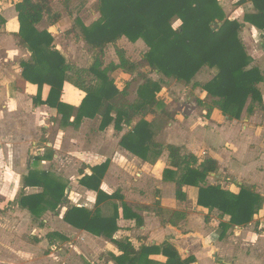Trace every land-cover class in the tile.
<instances>
[{"label":"trees","instance_id":"16d2710c","mask_svg":"<svg viewBox=\"0 0 264 264\" xmlns=\"http://www.w3.org/2000/svg\"><path fill=\"white\" fill-rule=\"evenodd\" d=\"M70 1L63 0L71 19V27L66 33H72L76 40H82L100 53L107 44H111L118 56V62H110L107 69L99 70L95 61L89 69L97 78L94 83L87 84L81 79V70L74 68L56 49L51 33L36 27L43 19L49 25L61 20L62 13L54 9L53 0L13 1L19 22L18 43L30 53L28 60L20 61L22 73L17 82L22 86L26 82L35 84L37 94L33 104H45L56 109L62 124L76 126L83 118L99 115L100 130L112 121L116 131H121L123 125L130 126L119 141L126 150L142 159H146L149 153L159 155L162 145L154 140L159 126L146 117L154 115L157 108L163 110L164 103L157 96L162 81L152 79L150 74L159 73L186 84L202 67H208L214 73L204 84L193 83L211 98L208 104L199 101L206 106V115L218 109L228 119H239L248 101V111L258 106L264 109L259 88V84L264 83V72L251 64L252 58L239 37L241 28L250 24L262 31L264 40V0L239 1L250 2L253 7L242 21L225 18L219 0H95L93 8L99 17L88 25L72 11ZM173 18L180 20L177 28L171 24ZM4 24L5 19L0 14V30ZM121 37L130 42L143 40L148 50L139 61L125 56L124 49L117 45ZM138 69L143 81L137 86V101L132 102L128 99V83L118 88L109 71L131 75ZM64 82L85 93L78 107L61 102ZM43 84L50 86L44 101L41 99ZM20 85L17 87L22 89ZM73 114L74 119L70 122ZM135 119L137 121L132 125ZM166 149L170 166L163 170V179L175 182L176 199H184L182 188L185 185L196 186L199 206L217 209L221 215L230 216L233 225H245L251 221L260 206L259 195L244 187L234 193L220 185L205 184L206 177L218 169L215 159L207 157L198 163L193 154H182L181 147L168 144ZM107 168L108 161H105L91 167L90 173L81 174L78 183L96 193L94 208L90 210L72 205L66 208L63 220L76 229L115 243L119 251L113 255L115 264H189L192 258L182 259L168 241L159 245L142 244L136 248L127 237L113 238L120 229V218L140 221V216L125 202L120 206L114 204L111 215L102 214V202L110 198L123 199L119 191L108 195L101 189ZM177 171L180 174L175 177ZM25 181L27 186L42 188L41 192L22 194L18 200L20 206L32 215L55 211L65 201L66 185L47 171H30ZM153 254H161L167 259L159 263L149 258Z\"/></svg>","mask_w":264,"mask_h":264},{"label":"rangeland","instance_id":"374dc122","mask_svg":"<svg viewBox=\"0 0 264 264\" xmlns=\"http://www.w3.org/2000/svg\"><path fill=\"white\" fill-rule=\"evenodd\" d=\"M219 1L225 18L231 16L242 21L243 16L253 9L250 2L229 0L226 4L224 2L226 0ZM94 3L95 0H71L70 8L74 13L80 14L84 23L91 24L99 17L98 13L94 12ZM53 7L64 17L68 15L69 8L64 6L63 0H53ZM171 24L177 28L180 20L173 18ZM47 25L45 20L40 23V27ZM70 27L71 24L69 29ZM64 29L62 28L60 35L55 32L57 35L55 43L67 51L71 64L74 68L81 70L80 77L87 84L97 81V78L89 72L95 61L99 64L96 65L99 70L107 69L110 62H118L113 45L107 44L100 53L86 43H80ZM252 33L253 35L250 36L247 30L241 28L239 37L246 52L253 55V57L250 55L251 64L262 69L264 67L262 31L254 28ZM9 39L2 41L3 47L12 50L17 45L16 40ZM117 45L124 49L125 56L132 61H139L148 50L142 39L130 42L125 37H121ZM202 68L198 72L204 78L197 81L194 76L192 81L186 84L164 77L159 73L150 74L152 79L162 81L158 97L162 99L164 105L163 110L157 108L155 114L150 115L149 119L163 129L169 127V123H177L176 125L182 126V130L187 131L188 122L184 124L182 118H177L176 109H186L189 106L188 103L194 105L196 99L199 98L197 96L198 87L193 88V83L197 82L201 85L205 80L207 81L210 77L206 76L207 73L212 74L213 77V72H204ZM109 73L119 87L128 83V99L132 102L137 101V86L143 81L139 74L140 69L131 75L119 71H109ZM9 79V74H7L5 79L1 78L4 80V87L0 84V96L4 99L0 102V264H114L113 255L117 252V248L112 241L78 230L67 225L63 220L66 208L72 205H83L89 209L94 202L95 193L86 191L77 184L79 171L86 165V162H80L77 154L82 152L85 154L87 143L90 144L95 137L96 123L88 124L76 136L75 140L78 137L82 140L80 145L72 146L71 143L68 145L67 135L62 134L64 126L57 117L60 113L57 111V116L53 117L49 111L46 112L45 108L36 110L24 97L17 100L12 98V100V95H10L12 88L7 85ZM208 98L205 100L206 104L211 101V98ZM202 105L197 107L196 111L193 109L196 118L201 116L202 109H204ZM162 141H165V138ZM49 142L53 146L48 145ZM43 170L66 185L65 201L55 211L48 210L40 216H34L27 209L22 208L18 200L22 194L42 191L41 187L27 186L25 176L30 171ZM133 171L131 164L127 165L124 161L121 165L116 164V170L114 173H108L102 187L107 191L119 188L126 202L140 212H147L146 223L149 225L142 230L133 222L123 221L121 222L122 230L115 236H127L133 243H138L141 237L162 239L163 237L153 229V224L157 220L161 221L159 217L161 204L156 203L155 198L157 195L161 198L163 194L169 196L170 192L157 189V172L153 168H150L149 172L144 171L147 173L146 178L137 180H135ZM225 182L231 183L229 180ZM224 185L229 186L230 184L225 183ZM114 199L117 200H106L103 203V214L110 215L113 211V203L121 202V199ZM92 207L94 208V205ZM184 211H192L191 203L184 205ZM57 234L63 235L64 238Z\"/></svg>","mask_w":264,"mask_h":264},{"label":"crops","instance_id":"0c3cea01","mask_svg":"<svg viewBox=\"0 0 264 264\" xmlns=\"http://www.w3.org/2000/svg\"><path fill=\"white\" fill-rule=\"evenodd\" d=\"M13 1L16 0L0 1V14L5 19V24L0 30V84L4 87V80H1V78L5 79V76L9 74L10 79L7 85L12 88L10 94L12 95L11 99L15 98L17 100L24 97L36 110H44L45 108V110L47 109L46 112L49 111L51 116L55 117L57 116L56 109L50 108L45 104H33V98L37 94V86L35 84L26 82L22 86L17 82L21 78L22 73L20 61L28 60L30 58V53L18 43L17 33L19 31V22L17 12L13 6ZM224 2L227 4L229 0ZM7 3H9V5ZM230 18L234 19L231 16ZM41 22H39L36 27L40 30L46 29L50 32L54 39L53 45L70 61L67 51L61 49V47L55 43V39L57 35H60L62 28H65V32L69 28L71 24L70 17L68 15L64 17V15H62L61 20L56 23L57 25L48 24L46 27H40ZM248 27L250 29H248ZM254 28L255 27L250 24H245L242 29L247 30L248 34L252 36ZM55 32H57V35H55ZM69 35L74 37L72 33ZM9 38L16 40L17 45H15L12 50L3 47L2 41ZM77 41L83 43L82 40ZM251 56L253 57V55ZM202 70L204 72H213L208 67L202 68ZM261 71L264 72V67H262ZM211 75L208 73L206 74V76H210L207 81L212 78ZM202 76L200 72H197L195 80H201L204 78ZM207 81L205 80L204 83ZM115 84L117 85L116 82ZM18 85L23 88H18ZM117 87L120 89L122 88L119 87V85H117ZM192 87H198L197 96L199 99H196L194 105L188 103L189 106L186 109H176L178 111L176 115L177 118H182L184 124H187L185 123L186 121L188 122V130H182V126L176 125L177 123H169V127L165 129L158 125V133L154 137V140L162 145L161 153L159 155L149 153L146 159L134 155L119 143L121 136L130 129V126L123 125L121 131H116L114 128V121H112L105 129L100 130L99 125L101 117L99 115H96L94 118H83L76 126L63 124L64 128L62 134L63 136L67 135L68 145L71 143V145L74 146L82 143L80 137L75 140L82 129L88 124L96 123L95 137L90 144L87 143L84 150L85 154H82L83 152L77 154L81 163L86 162V165H84L85 167L79 171L77 184L80 185L78 179L81 177L82 173H90L91 167L108 161V168L101 180V189L108 195L119 191L123 199H121L119 203L116 201L114 202H116L118 206H120L122 202L127 203L132 210L140 216V221L136 219L120 218L118 220L120 229L117 232L122 230L123 227L121 222L123 221L133 222L137 227L144 230L145 226L149 225L146 223L147 212H140L126 202L119 188L114 189V191H107L102 187V183H104L109 172L114 173L116 164L121 165L122 161L127 165L131 164L134 169L133 174L135 175V180L146 178L147 173L144 171L149 172L150 168H153L157 172V189L159 191L160 189L164 191L169 190L170 192L169 196H164L163 194L161 198L158 195L155 198V202L161 204L159 217L162 224L157 220V222L153 224V229L163 238L155 240L141 237L137 241L138 243H133L127 236L116 237L115 235L117 232L114 234L113 238L118 239L127 237L136 248L142 244L159 245L164 241H168L176 248L182 259L192 258L189 264H264V109L258 106L254 107L252 111H248V101L240 118L231 120L218 109H214L209 115H206L207 109L204 106L200 114L201 116L196 118L194 113L196 109H198L197 107L201 105L199 101L204 102L205 99L208 100L209 98L206 97L205 91L200 86ZM259 88L262 93L264 106V83H260ZM49 90V85H42L41 99L43 101L47 98ZM84 95L85 93L83 91L79 90L71 83L64 82L60 100L63 103L78 107ZM157 96L159 95L157 94ZM159 99L162 100L161 98ZM3 100V97L0 96V102H3ZM166 102L168 103V101ZM193 109H195V111H193ZM57 117L61 120V115ZM150 117L151 116L148 115L146 118L149 119ZM73 119L74 114L70 116L69 121L71 122ZM136 121L137 119L132 122V125H134ZM164 138L165 141H162ZM168 144L181 147L182 154H193L196 156L198 163L207 157L217 161V171L206 177L205 184L220 185L222 189L234 193H237L241 187H244L251 189L254 193L259 195L261 197L260 206L256 213L253 214L251 221L245 225H233L230 223V216L221 215L217 209L209 210L199 206L197 203L198 187L196 186L185 185L182 188L184 199H176L175 182L163 179V170L170 166L168 151L166 149V145ZM48 145L53 146L50 142ZM54 147L57 146L54 145ZM179 174L180 171H177L175 177ZM226 180L231 181V183L225 182ZM225 183L226 185H230L225 186ZM81 187L86 191L95 193L83 186ZM95 200L96 193L92 206L95 205ZM108 200L117 199L110 198ZM104 202L100 204L101 211ZM187 203H191V212L184 211V205ZM92 206L89 208L90 210L93 209ZM165 236H167V238ZM117 254H119L118 249L115 255ZM149 258L159 263H164L167 259L161 254H153L150 255Z\"/></svg>","mask_w":264,"mask_h":264}]
</instances>
